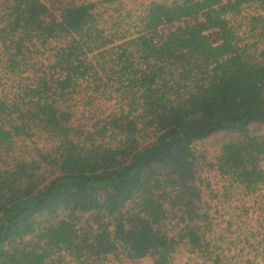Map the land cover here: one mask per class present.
Listing matches in <instances>:
<instances>
[{
	"label": "trees",
	"instance_id": "16d2710c",
	"mask_svg": "<svg viewBox=\"0 0 264 264\" xmlns=\"http://www.w3.org/2000/svg\"><path fill=\"white\" fill-rule=\"evenodd\" d=\"M121 1L0 0L6 72L30 75L13 98L0 95V148L35 129L57 142L0 164V264H59L66 256L115 264L109 256L121 253L127 264L146 256L167 264L180 243L223 262L221 234L208 236L193 148L220 132L236 137L222 141L210 168L251 194L263 188L264 48L239 37L231 19L264 0H150L135 30L117 6L116 20L100 26L99 4ZM247 16L264 33V13ZM48 50L50 58L31 61ZM87 76L85 88L112 82L129 99L93 132L68 128L71 115L59 105ZM106 129L124 135L121 143L105 142ZM146 129L154 134L140 142ZM171 220L178 227L168 230Z\"/></svg>",
	"mask_w": 264,
	"mask_h": 264
},
{
	"label": "rangeland",
	"instance_id": "374dc122",
	"mask_svg": "<svg viewBox=\"0 0 264 264\" xmlns=\"http://www.w3.org/2000/svg\"><path fill=\"white\" fill-rule=\"evenodd\" d=\"M47 3L49 4V2ZM149 3L150 0H122L121 5L101 3L95 11L100 10L98 22L104 28H109L110 23L114 22L118 17L117 12H115L116 6L121 8L120 11L123 13V18H125V13L130 12L129 16L123 20V25H129L133 31L135 30L136 17L142 15V11ZM261 13L262 15L264 13V3L257 4L251 2L241 14L245 16L244 19L241 16L231 19L232 25H237V28L235 27L237 35L239 37L242 35L244 41L250 43L257 42L260 49L264 48V39H262L264 33H259V25L261 23L259 22L258 25L249 24L247 14L256 16ZM54 44L52 41V43L47 44L45 47L50 48ZM45 47L38 49L42 50ZM31 48L35 49L34 47ZM10 49L9 51L14 53V49L11 47ZM52 53V50H48L44 55L32 53L30 54L31 61L34 62L38 58H44L45 56L46 58H50ZM8 56V48L5 50L0 45V95L11 99L15 93L14 88L16 89L19 82L23 81L22 77L28 76L29 73L11 77V74L6 72L5 67V61ZM89 57L93 59V54H89ZM101 77L103 80L107 79L104 76ZM91 80H93L91 76H87V79L79 80L81 87L78 85V93H75L70 99L59 102L61 109L66 110L71 115L66 124L68 128L74 129L81 126L85 131L93 132L100 128L103 123L101 120L104 121L106 115L105 112L114 111L116 107L122 104L121 100L129 102V99L125 97V93L119 94L116 91V84L114 86L112 82H108L107 87L101 86L98 90H94L92 84L88 88H85V83ZM132 118L137 120L139 127H144L143 121L140 118L137 119V112L134 113ZM252 127L253 125L250 126V128ZM106 130V135L104 136L105 142L111 145L121 143L124 135L122 137L116 129ZM142 133L144 137L139 139L140 142L144 138L147 137L148 139V137L154 134L152 130L148 131L147 129ZM49 135L41 129H35L31 137L26 139L15 138L14 142L3 145L0 148V164L6 165L1 162L8 163L14 158L18 160L22 158L31 159L37 156L36 150L50 152L57 142H55V138ZM235 137V134L232 132H220L211 136V138L198 141L193 145L195 153L198 156L195 166L196 182L202 192L201 201L206 207L210 222L212 221L213 224V231L208 236L214 240L215 237L221 234L218 240V251L221 253L223 262L214 263L212 261L215 258L214 256H212L211 260H205L196 252L191 251L188 245L180 243L175 252L172 253L167 264H264V185L263 188L251 194L245 190L243 185L237 184L232 178L219 174L215 167L210 168L209 166L210 163H215V158L218 155L222 141L229 140V138L234 139ZM259 165L264 169V161H261ZM45 168L48 169V167ZM47 169H45L46 175H48ZM84 218L77 227H80L84 223ZM175 223L176 220H171L164 227L168 230L176 229L178 225ZM58 254L56 253L54 256ZM109 262L127 264L128 261L123 253H121L118 257L109 256ZM59 264H77V262L72 261L66 256L64 262H60ZM128 264H154V261L152 257L146 256Z\"/></svg>",
	"mask_w": 264,
	"mask_h": 264
}]
</instances>
